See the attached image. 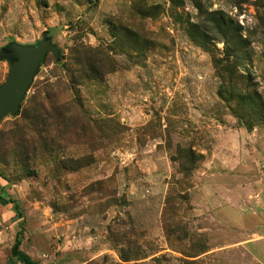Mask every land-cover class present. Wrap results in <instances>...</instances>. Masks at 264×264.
<instances>
[{
    "label": "rangeland",
    "instance_id": "1",
    "mask_svg": "<svg viewBox=\"0 0 264 264\" xmlns=\"http://www.w3.org/2000/svg\"><path fill=\"white\" fill-rule=\"evenodd\" d=\"M45 40L0 264H264V0H0V53Z\"/></svg>",
    "mask_w": 264,
    "mask_h": 264
},
{
    "label": "water",
    "instance_id": "2",
    "mask_svg": "<svg viewBox=\"0 0 264 264\" xmlns=\"http://www.w3.org/2000/svg\"><path fill=\"white\" fill-rule=\"evenodd\" d=\"M7 50L16 52L6 82L0 86V121L7 115H15L25 99L34 77L45 57L52 53L59 57V50L49 40L41 42L37 47H20L10 45Z\"/></svg>",
    "mask_w": 264,
    "mask_h": 264
},
{
    "label": "trees",
    "instance_id": "3",
    "mask_svg": "<svg viewBox=\"0 0 264 264\" xmlns=\"http://www.w3.org/2000/svg\"><path fill=\"white\" fill-rule=\"evenodd\" d=\"M0 62H7L12 65L13 61L9 58H6L3 54L0 53ZM0 202L4 206H8L9 202L5 201V199H0ZM20 241L16 242L15 249H14V256L22 260L25 264H32L31 260L27 255H25L22 251H20Z\"/></svg>",
    "mask_w": 264,
    "mask_h": 264
}]
</instances>
